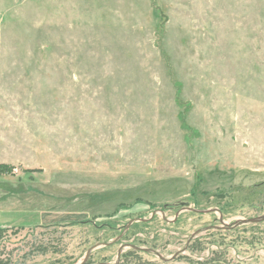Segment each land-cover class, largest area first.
Segmentation results:
<instances>
[{
  "label": "rangeland",
  "instance_id": "1",
  "mask_svg": "<svg viewBox=\"0 0 264 264\" xmlns=\"http://www.w3.org/2000/svg\"><path fill=\"white\" fill-rule=\"evenodd\" d=\"M220 191L252 200L226 219L264 214V0H0V264H76L101 232L72 222ZM213 221L139 223L141 246L197 249L124 264H264V221Z\"/></svg>",
  "mask_w": 264,
  "mask_h": 264
},
{
  "label": "flooded vegetation",
  "instance_id": "2",
  "mask_svg": "<svg viewBox=\"0 0 264 264\" xmlns=\"http://www.w3.org/2000/svg\"><path fill=\"white\" fill-rule=\"evenodd\" d=\"M186 201L187 200L179 199V200H176V201L171 202V203L166 202L160 208H155L154 211L152 212V214L149 217H146V218H148V220H146V221H135L128 228H126L127 224L132 219H135V218H131L128 222H126L124 224H117L115 222H112V220H108L107 222H99V223L96 221H93V224H91L90 220L74 221L72 223H77L78 225H88V224L93 225L96 230H99L101 232L99 234V236L105 235V233H107L106 237L101 236L99 238V236H98V240L94 245H97V244H101V245H99L97 248H95L93 250V252L91 253V255H93V253H95V252L107 250V249L113 248L116 245H119L118 249H117V253H116V258L113 261L108 260L107 256H103L101 259H99L98 261H96L92 264H105V263L124 264L127 257L132 255V254H130V253H132L131 251H134L136 253L138 251H145L148 253H153L157 256H158V254H161L164 257V258H160L158 256L161 260L172 261L178 257L181 258L182 255L185 254L186 251L190 248L191 249L193 248V250L197 249V240L195 238L201 232L200 231L199 233H197L198 230H196L187 239V243L183 248L177 250L170 257H166L162 252H160L156 248L147 247V246H143V245L141 246L138 243L133 242L129 239L132 236L134 229L138 226L139 223H142L146 226L153 225L154 222L156 221V219L159 218L160 221L164 224L178 225V224L182 223V219L184 218V216H187L188 214H190V216H192V217H195L197 214L207 213V214L214 215V221H213V223L209 224L206 227L207 228L206 231L216 230L218 232L225 233V232L237 230L240 226H243V225L257 224V223H237L238 220L260 216V215H257V216L236 218L233 220H229V219L225 218L228 213L226 214L225 212H223V210L218 206H211V207H208L206 209H200L196 206H193L190 201H187V202H189L188 205L183 203ZM198 209L199 210H208V211L207 212H200V211H197ZM172 210L175 213H174L173 218H170L167 216V212L172 211ZM117 214H118V211H116L113 214L107 215V217L109 219H114L113 217H116ZM261 215H263V214H261ZM136 218H144V217L139 216ZM81 223H83V224H81ZM110 233H114V234H110ZM106 243H109V244H106ZM130 245H137V246H140L144 249H142V250L135 249V248L130 247ZM120 250H121V256L119 258ZM176 253H178V255L175 258L171 259L172 257H174V255ZM91 255L89 256V258L87 259V261L84 264H87L90 261ZM209 262L211 264H213L214 259H212Z\"/></svg>",
  "mask_w": 264,
  "mask_h": 264
},
{
  "label": "water",
  "instance_id": "3",
  "mask_svg": "<svg viewBox=\"0 0 264 264\" xmlns=\"http://www.w3.org/2000/svg\"><path fill=\"white\" fill-rule=\"evenodd\" d=\"M183 203H185V204H189V202H183ZM197 211H200V212H207L208 210H197ZM146 220H148V218H146V217H144V218H135V219H132L128 224H127V227L126 228H128L133 222H135V221H146ZM262 221H264V214L263 215H260V216H257V217H253V218H248V219H241V220H238L237 221V223H259V222H262ZM205 229H207V228H205ZM201 230H198L197 231V233H199ZM106 244H109V243H106ZM99 245H101V244H97V245H94V246H92L88 251H87V253H86V255H85V257L81 260V261H79L78 263H76V264H84L86 261H87V259L89 258V256L91 255V253L93 252V250L95 249V248H97ZM130 247H132V248H135V249H139V250H142V249H144V248H142V247H140V246H137V245H130ZM158 254V253H157ZM178 255V253H176L175 255H174V257H172L171 259H173V258H175L176 256ZM120 256H121V250H120V252H119V258H120ZM158 256L160 257V258H164L161 254H158ZM105 264H113V263H105Z\"/></svg>",
  "mask_w": 264,
  "mask_h": 264
},
{
  "label": "trees",
  "instance_id": "4",
  "mask_svg": "<svg viewBox=\"0 0 264 264\" xmlns=\"http://www.w3.org/2000/svg\"><path fill=\"white\" fill-rule=\"evenodd\" d=\"M218 193H220L219 196L222 198L221 201H225L224 203H221V205H220L219 207H220V208L223 210V212H225L226 214L228 213V207H229V206H234V207H236V206H239V205H236V203L239 204V203L242 201V204H245V201H247V199H246L245 197L242 198V199H239V198L236 199L235 196L230 198V197L228 196V194L223 193V191H220V192H218ZM251 194H252V193H250L249 195H251ZM245 196H246V195H245ZM256 197H257V198H256ZM252 198H253V201H259L258 196L255 195V194H253ZM249 201H252V200H251V199H250V200L248 199L247 202H249ZM230 204H231V205H230ZM234 204H235V205H234ZM71 224L73 225V224H77V223H71ZM94 255H95V253L92 255L90 261H89L87 264H92L93 262H95V260H93V259H94ZM64 264H69V263H64Z\"/></svg>",
  "mask_w": 264,
  "mask_h": 264
}]
</instances>
